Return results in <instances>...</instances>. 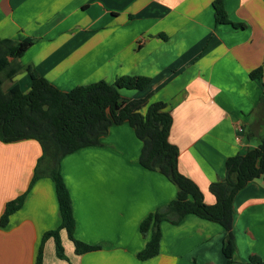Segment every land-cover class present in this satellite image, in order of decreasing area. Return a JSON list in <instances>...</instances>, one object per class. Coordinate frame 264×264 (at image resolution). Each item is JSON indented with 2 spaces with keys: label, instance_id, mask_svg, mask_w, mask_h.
I'll list each match as a JSON object with an SVG mask.
<instances>
[{
  "label": "crops",
  "instance_id": "obj_1",
  "mask_svg": "<svg viewBox=\"0 0 264 264\" xmlns=\"http://www.w3.org/2000/svg\"><path fill=\"white\" fill-rule=\"evenodd\" d=\"M214 1L0 0V39L34 38L19 61L64 91L126 75L150 77L146 90L122 89L121 94L151 95L149 103L167 105L179 171L214 205L210 185L224 178L227 159L259 144L246 132L264 92V0H224L230 22L243 28L217 24ZM258 68L262 79H252ZM7 83L6 91L18 84L28 93L32 86L26 71ZM142 148L134 128L124 122L112 125L100 145L62 159L75 237L99 249L79 252L62 230L67 259L57 256L49 238L43 264L227 263L223 226L193 214L178 224L163 221L159 255L138 258L151 237L141 234L142 221L178 193L166 176L140 164ZM41 156L36 140H0V218L10 200L28 191L21 209L0 226V264H35L44 234L61 224L54 181L42 176L28 190ZM233 232L236 264H247L251 256L264 262L262 179L248 182L236 195Z\"/></svg>",
  "mask_w": 264,
  "mask_h": 264
},
{
  "label": "trees",
  "instance_id": "obj_2",
  "mask_svg": "<svg viewBox=\"0 0 264 264\" xmlns=\"http://www.w3.org/2000/svg\"><path fill=\"white\" fill-rule=\"evenodd\" d=\"M217 24H231L243 28V24L228 19L224 0L213 2ZM34 38L22 41L0 39V140L13 142L33 139L40 143L42 156L38 161L34 177L28 190L42 176L50 177L55 184L59 202L61 224L44 234L35 264H43L44 244L53 238L56 254L67 259L62 243L61 231L66 230L79 252L99 249L75 237L76 219L70 191L61 173L62 159L81 148L101 144L112 125L128 122L143 142L140 164L166 176L178 189L176 199L145 218L141 234L151 236L145 248L139 252L142 261L159 255L163 221L180 223L187 215L217 222L223 226L226 235L222 251L226 264H236V241L233 232L234 199L248 182L255 179L264 181V92L258 104L254 121L246 132L248 139L256 137L259 144L245 155H235L226 161L224 178L210 185V192L216 203L208 205L200 187L179 171V149L170 140L173 117L163 102L149 103L151 95L132 99L121 94L122 89L144 91L151 84V78L141 75H126L114 83L98 81L79 85L64 91L51 84L33 66H24L19 59L35 43ZM22 70L32 80L28 93L16 84L9 90L3 85L11 81ZM252 79H262L263 69L251 73ZM147 106L145 114L142 109ZM259 126V132L255 127ZM28 191L10 200L0 218V226H6L9 217L23 206ZM247 264H264L257 256H251Z\"/></svg>",
  "mask_w": 264,
  "mask_h": 264
},
{
  "label": "rangeland",
  "instance_id": "obj_3",
  "mask_svg": "<svg viewBox=\"0 0 264 264\" xmlns=\"http://www.w3.org/2000/svg\"><path fill=\"white\" fill-rule=\"evenodd\" d=\"M22 71H24V70H22ZM22 71H21V72H22ZM26 72H27V71H26ZM7 82H8V81H7ZM7 82L4 83V85H3L4 88H7V86H8L7 84L10 83V82H9V83H7ZM254 130H255L256 133L259 132V131H261L260 128H259V126L255 127Z\"/></svg>",
  "mask_w": 264,
  "mask_h": 264
}]
</instances>
